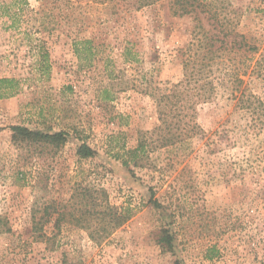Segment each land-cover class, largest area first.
I'll use <instances>...</instances> for the list:
<instances>
[{
  "label": "rangeland",
  "instance_id": "1",
  "mask_svg": "<svg viewBox=\"0 0 264 264\" xmlns=\"http://www.w3.org/2000/svg\"><path fill=\"white\" fill-rule=\"evenodd\" d=\"M225 3L236 29L259 48L224 56L245 61L240 87L264 101V68L256 72L264 0ZM173 7V0H0V78L19 84L0 98V264H264V122L253 126L232 97L238 92L216 85L198 98L181 88L173 131L184 140L157 146L154 128L170 109L154 94L184 80L196 26ZM45 52L49 68L41 73ZM221 67L213 66L215 83ZM18 124L63 129L67 140L57 149L20 143L10 130ZM140 138L149 151L123 165L115 153ZM81 142L92 156L78 158ZM78 184L101 190L98 210L128 205L132 216L103 237L93 217L34 231L32 217L42 219L45 205L51 220L52 205L68 211Z\"/></svg>",
  "mask_w": 264,
  "mask_h": 264
},
{
  "label": "trees",
  "instance_id": "2",
  "mask_svg": "<svg viewBox=\"0 0 264 264\" xmlns=\"http://www.w3.org/2000/svg\"><path fill=\"white\" fill-rule=\"evenodd\" d=\"M226 0H173V13L177 15H193L196 21L192 41L185 47L186 57L183 59L184 80L176 84H172L168 92L159 91L154 94L158 106L164 109L167 107L169 111L163 110L160 112V124L154 128V132L158 134L157 146L165 147L172 146L184 140L181 135L173 130L181 120V110L179 101L180 89L183 88L185 96L205 98L211 95L217 86H225L226 88L238 92L232 95L236 99L238 108L243 109L251 115L253 126L262 125L264 122V101L256 94L247 91L246 86L240 87L243 80L240 78L239 71L243 68V73L246 71V63L243 60H236L235 57H225L227 51L233 52L234 55H244L247 51H257L259 46L247 42L244 34L236 29V25L228 17V9ZM205 23V25H204ZM207 23L212 27H207ZM86 41H84L85 43ZM128 50V49H127ZM218 51H223L218 53ZM264 48L257 59L256 72L260 75L264 68ZM225 57V58H224ZM214 65H222L220 73L221 78L217 77V83L214 82ZM48 54L44 53L41 59V73L48 72ZM254 68V67H253ZM252 68V69H253ZM242 73V74H243ZM225 80V81H224ZM219 81V83H218ZM18 80L15 78L1 77L0 78V98L11 97L19 90ZM195 86V87H192ZM223 86V87H224ZM107 98V97H106ZM192 105V103H190ZM184 105H182V110ZM189 122V121H188ZM187 126L194 130L196 124L188 123ZM12 139L20 143H26L33 146H51L54 149L59 148L67 140L65 130L57 131H42L40 129H31L25 125H11ZM192 132V131H191ZM149 144L145 138H140L134 148L123 150L122 153L116 152L115 157L120 159L123 165L129 166L131 163L138 164V161L144 157L149 151ZM94 154V150L87 143L81 142L76 149L78 158L90 157ZM75 193H72L68 204V211H60L52 205V211L55 210L56 216L51 220L49 209L51 203L43 207V215L36 219L32 217V228L35 231L43 229V225L47 222L54 223V227L60 229L62 221H75L76 224L82 222H90L93 217L99 221L98 225L101 228L100 237L108 236L118 226L125 223L133 214L132 209L128 205L116 206L106 203L103 205V210H98L97 195L101 190L94 187L79 185L75 187ZM153 195V191H152ZM148 202L153 207H159L161 204L157 199L151 196ZM78 206V207H77ZM83 206V207H81ZM87 206V207H86ZM87 208V209H86ZM79 212V217H76L74 212ZM68 215V219L67 218ZM88 216V217H83ZM95 220V223L97 222ZM97 224V223H96ZM6 230H10L7 228ZM162 241L168 246H171V236L164 234ZM211 257V255H209ZM175 264H179L178 262Z\"/></svg>",
  "mask_w": 264,
  "mask_h": 264
}]
</instances>
